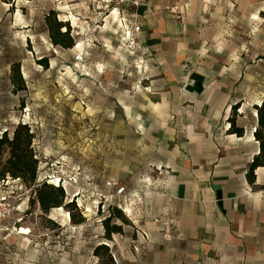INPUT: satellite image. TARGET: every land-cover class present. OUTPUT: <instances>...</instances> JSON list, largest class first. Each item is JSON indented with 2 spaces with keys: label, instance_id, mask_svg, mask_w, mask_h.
Instances as JSON below:
<instances>
[{
  "label": "crops",
  "instance_id": "crops-1",
  "mask_svg": "<svg viewBox=\"0 0 264 264\" xmlns=\"http://www.w3.org/2000/svg\"><path fill=\"white\" fill-rule=\"evenodd\" d=\"M137 1L131 7L140 24L128 25L148 70L132 91L114 95L106 138L108 178L115 180L104 185L127 224L114 223L121 232L110 238L104 230L88 237L83 224L71 232L65 219L49 213L59 231L41 236L10 216L4 225L21 234H0V264H101V249L110 264H264V169L254 170L253 183L247 178L259 153L257 124L239 110L244 133L228 132L238 101L235 76L205 50L200 33L208 0ZM126 133L146 153L145 167L131 163ZM121 136L122 163L115 155ZM122 184L126 193L117 197ZM26 203L15 212H24Z\"/></svg>",
  "mask_w": 264,
  "mask_h": 264
},
{
  "label": "rangeland",
  "instance_id": "rangeland-1",
  "mask_svg": "<svg viewBox=\"0 0 264 264\" xmlns=\"http://www.w3.org/2000/svg\"><path fill=\"white\" fill-rule=\"evenodd\" d=\"M207 2L209 17L200 33L205 50L217 54L225 72L235 76L237 112L256 121L254 106L264 102V0ZM47 18L62 23L61 32L69 30L71 48L53 45ZM134 21L140 24L136 8L113 0H0V135L27 124L39 162L37 184L50 179L56 184L61 178L64 185L61 207L44 213L30 195L24 212H12V221L21 220L32 233L59 231L58 225L49 224V213L65 219L71 232L76 229L71 217H83L80 225L88 237L103 233L102 221L111 214L112 224L128 222L104 184L115 180L108 178L106 139L114 95L132 91L148 70V57L138 49L128 25ZM16 65L23 90L11 80ZM116 132H124L121 125L116 124ZM123 137L116 140L115 155L121 163ZM125 141L132 150L131 163L145 167L146 153L136 137L126 133ZM69 203L74 206L65 207ZM98 253L101 264H110L103 249Z\"/></svg>",
  "mask_w": 264,
  "mask_h": 264
},
{
  "label": "trees",
  "instance_id": "trees-1",
  "mask_svg": "<svg viewBox=\"0 0 264 264\" xmlns=\"http://www.w3.org/2000/svg\"><path fill=\"white\" fill-rule=\"evenodd\" d=\"M11 3L13 0H2ZM50 39L53 45H59L68 49L73 46L71 38H69V30L61 32L62 23L51 21L49 18L45 21ZM66 38V39H65ZM46 66L45 62H40ZM11 80L17 90L25 88L24 82L19 73L18 66H13ZM239 108L238 104L232 107V117L228 119L230 134L241 137L244 129L239 127L236 122V114ZM256 113V129L253 133L255 141L259 146V153L254 157L253 162L249 166L247 178L250 183L254 182V170L261 167L264 169V102L259 106H254ZM34 134L27 124H17L9 134L6 131L0 135V180L10 177L11 179H20L25 185L33 186L37 178L39 162L33 149ZM35 200L37 201L42 212L46 213L52 208L61 207L64 199V192L61 186L55 187L51 184L43 183L34 190ZM72 203L65 207L71 208ZM113 215L105 217L102 221L105 237L110 238L111 234L121 232V226L112 224ZM74 224H81L85 221L83 217L75 220L71 217Z\"/></svg>",
  "mask_w": 264,
  "mask_h": 264
},
{
  "label": "built area",
  "instance_id": "built-area-1",
  "mask_svg": "<svg viewBox=\"0 0 264 264\" xmlns=\"http://www.w3.org/2000/svg\"><path fill=\"white\" fill-rule=\"evenodd\" d=\"M116 5L119 6H138L139 3L137 0H113ZM133 30L138 32L140 30L139 26H134ZM77 60L81 61L82 58L77 56ZM38 183V182H37ZM47 184L54 185L56 187L61 186L64 189L63 182L61 178H58L56 184L52 182V180L46 181ZM23 182L20 179H11L10 177H6L5 179L0 180V234H3L5 237H9L12 234H21V228H13L4 225L7 219L10 218L13 211L20 208L22 202L29 197L30 195H34V190L39 184H34L29 187V189H24ZM126 191L123 186L118 187L115 196L120 197L125 195ZM17 200L18 203L16 206L11 204L12 200Z\"/></svg>",
  "mask_w": 264,
  "mask_h": 264
},
{
  "label": "bare ground",
  "instance_id": "bare-ground-1",
  "mask_svg": "<svg viewBox=\"0 0 264 264\" xmlns=\"http://www.w3.org/2000/svg\"><path fill=\"white\" fill-rule=\"evenodd\" d=\"M23 231H26V232H27V230H22V232H23Z\"/></svg>",
  "mask_w": 264,
  "mask_h": 264
}]
</instances>
